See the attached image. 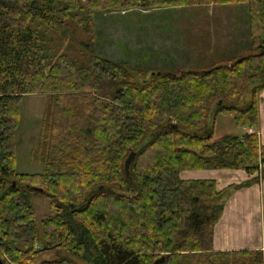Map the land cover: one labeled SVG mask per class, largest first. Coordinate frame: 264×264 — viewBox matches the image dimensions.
<instances>
[{
    "label": "trees",
    "instance_id": "obj_1",
    "mask_svg": "<svg viewBox=\"0 0 264 264\" xmlns=\"http://www.w3.org/2000/svg\"><path fill=\"white\" fill-rule=\"evenodd\" d=\"M86 1L0 0V261L38 264L55 250L57 258L39 264H263L261 250H215L225 189L188 174L244 169L259 180L264 0ZM186 5L245 6L251 51L208 70L144 75L91 51L88 64L46 56V34L65 32L74 10H87L82 23L92 31L94 11ZM254 78L259 84L240 105ZM36 93L48 95L31 157L43 171L19 173L20 101ZM221 113L256 130L215 138ZM34 187L51 210L41 228Z\"/></svg>",
    "mask_w": 264,
    "mask_h": 264
},
{
    "label": "rangeland",
    "instance_id": "obj_2",
    "mask_svg": "<svg viewBox=\"0 0 264 264\" xmlns=\"http://www.w3.org/2000/svg\"><path fill=\"white\" fill-rule=\"evenodd\" d=\"M80 1L82 5L87 3L86 0ZM92 15V31L82 23L83 19L89 17L87 10L78 9L67 20L68 29L65 32L50 31L46 34L45 50L48 61L63 52L76 58L81 64H88L91 51L101 57L119 62L127 61L143 75L155 69L181 74L188 70H208L217 64H230L235 57L251 51L249 12L243 5L109 9L94 11ZM227 41H239L238 51L232 52L228 47V51L224 52L223 45H227ZM259 82V78H254L247 83L239 101L240 105L251 99L252 88ZM263 100L262 94L260 125L264 123ZM47 102L48 95L42 93L25 95L20 101L21 117L15 133L16 170L19 173L33 174L43 171V164L33 161L31 157L38 146ZM242 131L243 128L235 124L231 114L221 113L216 116L215 138L225 134L241 135ZM228 170L232 169L219 171ZM215 171L218 170L191 171L188 176L217 179L213 177ZM258 174L260 177L261 169ZM218 183L225 189L224 194L231 188L221 186L220 181ZM30 199L36 213L37 225L41 228L42 220L51 213L49 199L39 191H32ZM58 256L55 250H48L40 255L38 264L42 260H53Z\"/></svg>",
    "mask_w": 264,
    "mask_h": 264
},
{
    "label": "crops",
    "instance_id": "obj_3",
    "mask_svg": "<svg viewBox=\"0 0 264 264\" xmlns=\"http://www.w3.org/2000/svg\"><path fill=\"white\" fill-rule=\"evenodd\" d=\"M238 42L227 41L223 51H228L229 47L232 52H237ZM259 127L260 143L264 151V123ZM242 128L243 133L239 136L256 130ZM215 172L213 177L220 181L221 186H232L221 201L224 212L215 228V248L223 251L261 249L264 260V175L256 182L244 169Z\"/></svg>",
    "mask_w": 264,
    "mask_h": 264
},
{
    "label": "water",
    "instance_id": "obj_4",
    "mask_svg": "<svg viewBox=\"0 0 264 264\" xmlns=\"http://www.w3.org/2000/svg\"><path fill=\"white\" fill-rule=\"evenodd\" d=\"M159 73V72H158ZM156 74V72H152V73H150L148 76L150 77V76H154ZM175 127H177V126H175ZM136 151H132L131 153H130V155H129V157L127 158V160H126V169L127 170H129V168H130V165H131V163L133 162V160L135 159V157H136ZM15 181L13 182V186H15ZM34 189L35 190H37V191H39V192H43L44 191V189L43 188H39V187H34ZM0 264H3V262H1L0 261Z\"/></svg>",
    "mask_w": 264,
    "mask_h": 264
},
{
    "label": "built area",
    "instance_id": "obj_5",
    "mask_svg": "<svg viewBox=\"0 0 264 264\" xmlns=\"http://www.w3.org/2000/svg\"><path fill=\"white\" fill-rule=\"evenodd\" d=\"M263 167H264V160H262L260 163V169L262 170Z\"/></svg>",
    "mask_w": 264,
    "mask_h": 264
}]
</instances>
